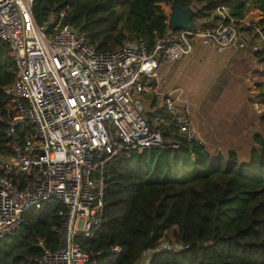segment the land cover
I'll list each match as a JSON object with an SVG mask.
<instances>
[{
  "label": "built area",
  "instance_id": "obj_1",
  "mask_svg": "<svg viewBox=\"0 0 264 264\" xmlns=\"http://www.w3.org/2000/svg\"><path fill=\"white\" fill-rule=\"evenodd\" d=\"M34 1L0 0V42L15 66L12 82L3 88L13 106L0 114L9 139V153L0 156V238L14 233L36 203L55 198L65 207L59 247L50 250L40 240L41 255L33 260L88 264L94 255L78 240L92 238L102 222L105 164L121 151L179 147L144 119L143 101L155 98L158 108L172 115L179 136L202 144L189 109H179L170 93L159 97L161 66L189 56L200 44L217 52L249 46L253 53L259 50L253 36L262 42L264 37L257 21L237 20L222 5L216 7V21L177 30L169 27L170 13L162 9L168 17L163 33L154 31L149 40L127 39L113 51L101 52L64 21V7L38 22ZM184 247L163 243L144 250L135 264H149L160 250Z\"/></svg>",
  "mask_w": 264,
  "mask_h": 264
},
{
  "label": "trees",
  "instance_id": "obj_2",
  "mask_svg": "<svg viewBox=\"0 0 264 264\" xmlns=\"http://www.w3.org/2000/svg\"><path fill=\"white\" fill-rule=\"evenodd\" d=\"M173 0H35L33 14L42 22L64 7L65 22L76 27L101 52H110L127 39H150L163 33L168 17L163 5ZM194 7L191 20H217L216 7L227 8L241 20L253 10L264 37V0H179ZM123 7L122 12L118 11ZM247 34L251 28L242 26ZM253 52L264 64V42L254 35ZM15 66L7 46L0 42V114L13 106L3 88L14 78ZM264 74V73H263ZM264 77V75H263ZM251 103L264 108V78L256 83ZM155 105V104H154ZM148 124L161 132L169 147L121 151L104 166L103 218L94 236L79 239L81 248L94 255L88 264H135L144 250L161 244L185 245L155 252L149 264H264V138L253 135L247 159L237 151L212 156L203 144L177 134L172 115L163 108L152 112ZM6 127L0 121V156L9 153ZM4 173L0 171V175ZM14 181L17 176L7 175ZM65 212L55 198L39 201L23 214L22 225L0 238V264H36L42 240L50 250L59 247V227ZM120 251H111L112 246ZM99 253V254H97Z\"/></svg>",
  "mask_w": 264,
  "mask_h": 264
},
{
  "label": "rangeland",
  "instance_id": "obj_3",
  "mask_svg": "<svg viewBox=\"0 0 264 264\" xmlns=\"http://www.w3.org/2000/svg\"><path fill=\"white\" fill-rule=\"evenodd\" d=\"M162 9L170 13L169 5ZM246 15L250 22L263 17L257 12ZM166 68L164 64L159 69V97L170 93L179 109H189L198 137L212 156L234 149L239 161L247 159L254 146L253 135L259 133L264 138V108L259 103L255 107L250 97L257 93L256 83L264 78V64L250 47H232L220 53L200 44L189 56L171 64L164 75ZM146 99L143 116L148 122L159 104L149 107Z\"/></svg>",
  "mask_w": 264,
  "mask_h": 264
},
{
  "label": "water",
  "instance_id": "obj_4",
  "mask_svg": "<svg viewBox=\"0 0 264 264\" xmlns=\"http://www.w3.org/2000/svg\"><path fill=\"white\" fill-rule=\"evenodd\" d=\"M195 7L197 9L200 8L198 5H195ZM193 11L194 10L191 6L183 8L180 5L179 0H173L170 5L169 27L172 30L192 28L194 26V22L191 20Z\"/></svg>",
  "mask_w": 264,
  "mask_h": 264
},
{
  "label": "crops",
  "instance_id": "obj_5",
  "mask_svg": "<svg viewBox=\"0 0 264 264\" xmlns=\"http://www.w3.org/2000/svg\"><path fill=\"white\" fill-rule=\"evenodd\" d=\"M251 13H254V11H251L249 14H251ZM248 14V13H247ZM248 15H245V17H247ZM259 47V46H258ZM229 48H227V49H225V50H223V51H226V50H228ZM223 51H221V52H223ZM220 52V53H221ZM164 65V64H163ZM165 65H167V68H166V70L164 71V75H165V73H167L168 72V68H169V66H171V64H167V63H165ZM262 70V69H261ZM154 100H156L155 98L153 99L152 98V100L150 101V99H148L147 100V104H148V102H150V105H148L149 107H154L155 105V101ZM157 104V103H156Z\"/></svg>",
  "mask_w": 264,
  "mask_h": 264
}]
</instances>
